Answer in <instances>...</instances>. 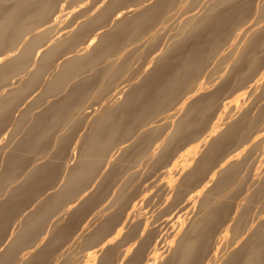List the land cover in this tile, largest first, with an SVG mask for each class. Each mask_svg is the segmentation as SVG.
Listing matches in <instances>:
<instances>
[{
  "label": "bare ground",
  "instance_id": "6f19581e",
  "mask_svg": "<svg viewBox=\"0 0 264 264\" xmlns=\"http://www.w3.org/2000/svg\"><path fill=\"white\" fill-rule=\"evenodd\" d=\"M24 1H26L25 5L23 4ZM28 1L31 3L33 0L32 1L31 0H0V5L1 4H4V2H10L11 3L10 5L4 4V5H8L5 8L2 7L3 6L2 5L1 6L2 8L0 9V83L1 84L3 83V85L5 84V80H7L8 78H17V80H22L20 78L23 77L24 78L23 80H25V78L27 77L26 74H24L26 77L20 76V74L22 72V68H25V67H23L24 66L23 64H25L28 61L27 59L30 58L29 57V54H31L30 53L31 52L30 50L34 46L35 41H36V43L38 42V40L33 41L34 39H32V38H34L35 36H39L40 35V33L38 35H35V33L34 34L32 33L30 35L31 37L29 36V38L32 39V42L27 43L28 44L27 45L26 43H24L25 42V38H24V42H23V34H25V32H26L25 29H23V17L26 16V13L23 15V12H24L23 11V8H26V11L29 13V15L31 13H34L35 14L36 11L37 12H41L42 14L38 13L39 15L36 13L37 16H40L41 17L43 14H45L47 17H45V15H43L42 17H44V18H42V19H46L47 18L46 20L47 21H50L51 18L48 19V17L51 15V13L49 14V12H51L50 9L52 8V4L53 3H56V2H53L54 0H34L33 3H36V4L33 5V4L28 3ZM62 1H64V0H62ZM72 1H75V0H72ZM122 1H123V3L125 2V0H109L108 2H106L107 3V6H105L103 10H100L101 12H99L98 14L96 13L98 16H96V14H94L95 15V18L94 19H96L97 21H95L93 23H97L98 20L99 21L104 20V18L102 17L103 14L104 13H107L109 15L110 10H112V8H114V6H117L119 4H122V3H120ZM127 1L129 3L132 2V1H137L136 4L139 3V6H137V7L136 6L135 7L132 6V8L134 10H135V8H138V9H136L135 12L133 11L132 14L131 13H126L127 15L125 14V16H124V14H123V16H120L122 14V11L119 10L118 12H116V15H115L116 19L114 20L112 18L114 21L112 22L111 27H109L107 30H105L106 28L105 29L103 28L102 30H104V32H102L101 35L97 36L98 38H97L96 41L94 40V37L93 36H91L90 38H87L88 40L86 41V45H85V48L84 49H87L88 47H91V48H88V52L82 48V46H84V45H82V46H80L79 49L82 48L84 53H82V51H80V52H78V53H80V55L78 53H77L78 55H76V53L72 52L70 54L71 55L74 54L73 55L74 57L70 56L71 58H67L68 60L67 59H64V57H63V59L66 61L65 64H64V67L66 69V72L72 73L71 75L69 74L70 77H72V75H74L75 78H78V75L80 74V71L82 69H83V71L85 70V71L88 72V69L91 68V70L89 69V71H91V72H88V73L85 72V73H87V75H85V73H83V79L82 80H79V82L77 84H75L74 87L71 84L72 85V87H71L72 89L70 88L71 91L69 89L66 90V92L70 91L69 94H71L72 96L75 97V95H77L78 98H80L78 95H81V98H83L85 95L87 96V93L90 92V91H92L91 87L93 88V86H95V85H97V87H98V83L99 82H97V81H99L100 79H103V81L100 80L102 82L100 84L101 89L106 88L110 84L111 85L112 84L115 85L116 84L115 83V80L119 79V77L121 76V74H123V71L124 70L125 71L127 70V68H125V67L128 66V65H126L124 67V65L126 64V62L123 63L124 60H125V58H123L124 60L122 59L123 61H121L119 59H118L119 60L118 61L117 58L112 59L114 57H111V59H108L107 58L108 59V62L107 63L104 62L105 65L102 63V68L101 67H97L98 68L97 69L95 67H96V65H98V62H100L101 59H104V57L112 56V54L115 55L114 54L115 50L117 48L120 50V48H119L120 46L124 45L122 47L126 48L125 47L126 44L129 45V43L132 42V40L135 41V43H136V41H138L140 38H142L144 36H146L147 39H148V42L146 43L147 47L145 48V46H144V48L145 49H147L148 47H150V48L151 47H154L155 48L156 44L154 42L155 41L154 39H157V35L156 34L158 32H157V30L155 32H153L152 29L155 27V23L157 21H159L158 23H160V21H162L163 19H165V13H166V11L171 10L172 5L175 3L174 0H127ZM175 1H177V0H175ZM184 1H182V2H184ZM198 1L199 0H192V1L190 0V2H192L191 4L196 3V5L198 4L197 3ZM202 1H204V0H202ZM206 1H205V3H207L209 1V3L211 5L205 6L203 4H200V6L201 5L205 6V8H204L205 9V12H204V10L201 9L202 6L199 7L200 8L199 11L202 10L201 12L203 14L201 12H199V11L191 12L193 14L194 13H197L198 15H199V13H200V15L202 14L201 16L199 15L200 17L199 16H196V17H199V18H197L198 19L197 21H196V19H194L195 20L194 25L193 26H190L191 28L188 29L189 26L187 28L186 27L184 28L183 27L184 24H182L183 26L182 25L181 26H182L183 29L182 28H179L181 30L188 29V30H185L186 33L183 32V34H182L183 37H184V39L178 40L179 38H182V36L180 35L181 33L180 34L179 33L178 34L175 33L176 36L177 35H180L181 37H179L178 39H176L175 37H173L177 41H174L175 39H172L173 40L172 41L173 43H169L170 48L168 46L169 51L166 50V52L164 53V51L163 52H159V51H157V50L154 49V51L152 52V59H151L152 61L150 60L151 62H153V65H152L153 67L152 68L151 67L148 68L150 71L148 69H147L148 71H144L143 75L140 76V77H142L141 78V81H138L140 79H138L136 81L138 84L137 83L134 84L133 82H128L129 83L128 84L129 87L126 88L127 90L124 89V87L126 86L125 85L126 83L125 84H122V86H120V89L118 88V90L116 92H114L113 96L115 98L112 99L113 102L111 103V106L110 107L108 106L109 108H106V107L105 108H102L103 107V104H102L101 105V109L102 110L100 108H98L99 109L98 110L99 111V114L97 116H95L94 118H92L93 120H92L91 126H89V125L86 126V128H89V127L92 128L91 130L93 132H94V130L99 131L98 129L101 128L100 130H102V131L104 130L106 133H105V135L104 134L100 135V132L99 133L98 132L92 133L90 135V137L88 138V140L85 139L87 141V142L86 141L85 142L86 143H89V145L87 144L88 146H86L84 144L85 146H83V147H84V149H87V151L86 152L85 151H82V152H84V154H82V155H85L87 153L86 155H90L88 157H91L92 155H94L95 153H97L96 150L100 152V150H99L100 149V145H102V147H106V151L109 152L110 147L112 145H120L121 144L120 146H117V147H119V148L122 149V152H123L122 154H124L123 157H125V156L126 157H129V159L126 158L129 161H130V157H132L130 155H133L134 153H135L134 155L137 156L136 157L137 160L138 159H142L141 157L140 158L138 157V156H140L142 154H145V155H147L148 158H152L153 159V158H157V155L154 156L153 153L151 154L150 152H148V149L150 150V148H148V146H150V147L152 146V145H150V142H153L152 140H155V139H152V138H156L157 137L156 139H158V136L159 135L157 136L156 134H160L161 131H162V130H159V129H161V128L163 129L164 127H169V125H170V122L169 121L171 120L172 117H174L175 115H177V117H175V120L171 121V122H173V126H172V129H171V132H169L168 134H166V136L164 138L166 141L165 140H162L163 141L162 143H164V141H165V143H167L166 145L168 146V145H171V144L173 145L174 142L176 143L177 141L180 140V143H182V144H184V142H187L188 143L187 144L188 147H189V144L190 143H193V147L191 148V146H190V149L188 148L186 150L185 149L184 150L182 149L183 151L180 150L178 152V154H176V155L174 153L175 156L171 160L169 159L168 156L167 157L165 156V159L168 158L170 160V162H168L169 160L168 161L166 160L165 162H168V164L166 163L167 165H164V167H165V173H167L168 171L172 170L175 165L180 164L181 167L178 168V169L176 168L178 170L177 171V174H179L184 169L186 170L188 167L192 166L191 165L192 161L197 157V159L195 160V162L193 164V167L187 169L188 171L186 173L183 172V173H185V174H182L183 175L182 176L183 178L180 177V178H182V182H184L186 184H188L190 182H192L193 184L196 183L197 181L195 182L194 178L199 175L198 173L200 171H202L201 172L202 174L199 175L198 178L201 177L202 175H204L205 174L204 173L205 171L203 172L202 169H207L208 168L207 165H209V169H210V167H211L210 164L212 165L214 163V161H215V160H213L214 157H215V155L218 152L219 153L222 152V149L226 145L229 146V149H230V145L232 144V142L233 141H238V144L235 145V147L238 145V148H235L234 147V149H236V150L233 149V150H230V152L228 150H225V151H228V152L225 153L223 156H221L220 160H218L219 162L215 164L216 166L213 165L214 167L211 168L210 172H209V170H208V172H206V174L207 173L208 174H207V176L204 175L205 176L204 180H202L201 183L200 182H197V184L194 185V186H196V185H198V183H200L198 186L192 188V187H190V184H188V186L191 188L190 189L187 185H185V184L182 183L183 185H185L186 187H188L190 189V190H188L185 187L188 192L185 191L187 193H184L185 195H184L183 198H181L182 200L181 199H180V201L178 200L181 197L180 195H179V198L177 196L178 199L175 198V195L173 196V198L175 200L177 199V201H175L172 197L170 198V199H173V200H171V202H174L175 201V203L173 204L171 202H168L166 204L167 205V209H169V206H171V207L174 208L173 205L178 204V206L180 207V209L177 208L176 209V212L177 211L180 212V210H182V209H183V211L181 213H179L176 216V218L175 217H171V218H173V220L175 218V220L171 223V225H170L171 230L166 235V237L160 239V241L158 240L159 242H157L158 243L157 245L155 244V242H152L153 243L152 245H155V246H153V248H149L148 247L146 254H145V252L143 250H141V251L144 252V255H145L144 257L141 255L144 258L142 264H264V207L262 206V205H264V169L262 168V167H264V148H263V151L261 152V154H259L260 153L259 152L260 150H258L259 149V146H260L259 142H261V143L264 144V124H262L261 126H259V124L262 123L261 119L264 116V104L262 106L260 105L259 108L256 109L257 112L254 111L255 114H250L251 111L249 112V109H252L253 105L256 102H258L259 99H257V101L253 105L251 104V107L250 106H247L248 107V110L243 109L245 107H242V111H240L241 113L239 112V110H240L239 107H240V104H241L240 102L243 99H245L246 96L252 94L255 90L259 89L261 91V95L264 96V0H261V2H258L256 5L254 3L255 10L253 9L254 6L252 7V4H253L252 0H243V1L242 0H213L212 3L210 2L211 0H208L207 2ZM117 2H119V4H117ZM177 2H179V1H177ZM39 3H41V4H39ZM125 3H127V2H125ZM199 3H202V2H199ZM58 4H59V2H58ZM66 4H65V6H66ZM179 4H181V2ZM183 5H185L184 7H182L183 9L185 7H187V3L186 4L183 3ZM59 6H61V5L59 4ZM123 6H125V5H123ZM224 6L230 7L231 9L230 8L227 9V10H226V8L221 9ZM102 7H103V5H102ZM119 8H121V7H119ZM187 9L188 8H185L186 11H187ZM251 9H253V11H251ZM83 10H85V8H83ZM86 10H88V8H86ZM185 10H183V11L185 12ZM214 10H216L215 11L216 13H214ZM67 11H69V10H67ZM67 11H65V12L68 13ZM172 11H174V10H172ZM125 12H127V11H125ZM251 12L255 13L254 19L256 18L255 20H252V21H250V19L248 17V15ZM47 13H48L49 16L47 15ZM81 13H83V12H81ZM110 14H111V12H110ZM172 14H174V12ZM172 14L170 12V15H172ZM29 15H27V16H29ZM166 15H167V13H166ZM78 16H79V14H78ZM172 16L174 17V15H172ZM187 16L188 15H186V18H185L187 20H184V21H190V19H193V18H189ZM33 17H35V16H33ZM109 17L110 16H108V19H109ZM190 17H192V16H190ZM30 18H32V17H30ZM166 18L169 19V18H171V16H169V17L166 16ZM82 19H84V18H82ZM92 19H87L86 18V20L85 19L84 20H85V23L87 21L89 23V21L92 20ZM94 19H93V21H94ZM112 19H110V20H112ZM76 20H78V19H76ZM56 21L53 22V23H59V22H56ZM246 21H249V22L246 23V25H245V22ZM102 22H105V21H102ZM110 22L108 21L107 23H110ZM174 22H176V21H174ZM191 22H192V20H191ZM107 23H104V24H107ZM63 24H62V26H63ZM104 24H102V26ZM170 25H172V23ZM89 26L91 27V24ZM92 26H94V24ZM81 27H86V26H81ZM172 27H174V26L172 25ZM45 29H44V32H45ZM77 29H79V28H77ZM77 29H76V26H75L74 30L77 31ZM88 29L90 30V28H88ZM161 29H164V28L162 27ZM206 29L207 30L208 29L211 30V33L209 32V34L205 38V37H203V35L205 36L204 33H208V31ZM235 29H237L238 32L236 31L237 33H235V37H233L232 40L229 41V37H230V35H232L231 32L234 31ZM23 30H24V33H23ZM48 30H49L48 31L49 33L48 34H50V32H51L50 30L51 29H48ZM71 30H73V29H71ZM84 30L87 31L86 29H84ZM84 30H83V33L85 32ZM91 30H92V28H91ZM181 30H180V32H182ZM202 30L203 31L206 30V32H204L203 34H200L199 32H201ZM148 31H151V34L150 33L148 34ZM34 32H36V31H34ZM67 32H68V30H67ZM72 32L69 33V36H70V34H71V36H70V38H68V40H71V41L73 40L71 37L74 35V32L73 33ZM79 32L80 33H76V34H79L80 35L81 34V31H79ZM89 32H92V31H89ZM89 32H86V33H89ZM152 32H153V34H152ZM86 33H84V34H86ZM161 33H163V32H159V35ZM95 34H96V32H95ZM170 34L173 35V32L172 33L170 32ZM56 36H54L55 39H56ZM57 37H59V36H57ZM36 38L39 39V37H36ZM59 38H57L58 40L57 39L56 40H52L54 43L52 45H50L49 47H47V49L44 52L43 57H41L42 58V61H40V64L43 61H46L45 63L43 62L44 64L43 63L41 64V65H45L46 64L45 65L46 66L45 69H47V67H49V65L51 64L50 62H47V60L48 61L50 60L48 58L52 57L53 54L55 53V51H57L58 48H60L61 46L62 47L63 46L64 47L66 46V47H68L67 49H65L66 52H67L68 49L74 47V45H73L74 43L73 42L72 43L71 42L70 43H67V39H63V40H66V41L62 42L61 41L62 37H61V39H59ZM77 38H80L81 39V37L80 36L78 37V35H77ZM77 38L75 40H77ZM28 40H26V41H28ZM126 40L129 43H126L125 44L124 41H126ZM189 40L191 41V44H193L192 46H191L190 42L188 43ZM194 40H198V41L196 42ZM43 41H45V40H43ZM192 41H194V42H192ZM56 42H59V43H56ZM83 42H85V41L83 40ZM83 42H82V44H83ZM166 42H167V40H166ZM23 43L26 44V47H24V49H23V46H24ZM76 43H79V42H76ZM195 43H197V44H195ZM225 43H227L226 44V48L227 49H225V47H224V50H226V51L220 52L219 55H218V58L216 60L217 62H215L216 65H212L214 68L212 66H210V67H212L214 69V72H216L218 69L221 70L220 69L221 68L220 66L223 65V63H226L227 62L228 63V66L225 64V66H227V70L224 73H217L218 74L217 75V80H220L219 83L215 84V85H217L215 88L211 87V88H213V90L210 89V91L206 92L207 85H205L203 81H199L196 77H197L198 74H200L201 71L204 70V68H206L205 66H207L208 63H210V60L216 55V53L218 52V50L220 49V47L222 45H224ZM38 45H40V44H38ZM77 47H79L78 44H77ZM186 47H188V48H186ZM165 48L168 49L167 47H165ZM139 49H141V47ZM62 50H64V48L61 49L60 51H62ZM85 51H86V53H85ZM98 51H103V53L102 52L101 53H98ZM141 51H142V49H141ZM179 51H180V56L177 55V57H179V58L172 57V55H175L176 56V54H178ZM75 52H77V51H75ZM130 52H132V51H130ZM135 52L136 51H134L133 53H135ZM173 53H176V54H173ZM60 54H61L60 56H62L63 53H60ZM130 54L131 53H129V55ZM129 55L126 54L124 57H128L129 58L130 57ZM33 56L34 55H32V57ZM67 57H69V54L67 55ZM131 57H133V56L131 55ZM41 58L39 57L38 60H40ZM121 58H122V56H121ZM128 58H126V59H128ZM137 58H136V60H137ZM38 60H37V62H39ZM62 62H63V60H62ZM47 64H48V66H47ZM127 64H129V63H127ZM139 64H142V63H139ZM151 64H149V65H151ZM92 65L95 66L93 69H92ZM52 66L54 68V64ZM55 67H57V66H55ZM57 68L59 69L61 67H57ZM134 68H136V67H134ZM144 70H146V69H144ZM210 70H212V69L210 68ZM210 70L208 69L209 72H211ZM33 71H29L28 74L30 72L33 73ZM25 72H26V70H25ZM50 72L51 71H49V73ZM55 72H57V71H55ZM55 72L54 73L51 72L54 75V77H55V75H57ZM214 72H211V75H212V73L214 74L213 77H211V75L209 74L211 78H214L216 76V74ZM37 73H35V75ZM44 75L46 77L48 76L51 79L54 78V77H50V75H47V74H44ZM60 75H62V74H60ZM126 75L128 76L129 74L126 73ZM30 76H33V74L30 75ZM58 76H59V74H58ZM58 76H56V78H58ZM63 76H65V75H63ZM69 76H67V77H69ZM131 76H133V75H131ZM203 76H205V75H203ZM37 77H38L37 75L35 77L33 76V79H36ZM70 77H69V79H70ZM80 77H81V74H80ZM60 78H62V77H60ZM29 79H30V81L32 80L31 77ZM29 79H27L26 81L28 82ZM36 80H38V78ZM50 80L48 79L45 82L48 83V81H50ZM54 80H51V82L54 81ZM2 81H4V82H2ZM40 81H38V82H40ZM55 81H57V79ZM66 81H68V80H66ZM195 81H197V82H195ZM71 82H72V80H71ZM73 82L74 83L76 82L75 79H74ZM63 83H61V84H63ZM213 83H216V82H213ZM213 83H211V84H213ZM23 84L24 83L20 84V86H22ZM35 84H38L37 81H36ZM35 84H33V85H35ZM59 84H57V87H58ZM211 84H209V85H211ZM17 85H19V84H17ZM17 85H16V87H13V88H17L18 87ZM27 85H31V84H27ZM53 85L55 86V84H53V83L52 84H49V87L55 88ZM123 85H124V87H123ZM11 86H15V85H11ZM11 86H9V88H12ZM63 86H64V84H63ZM63 86H62V88H63ZM43 87H44V84H43ZM49 87H48V89H49ZM23 88H25V87L23 86ZM27 89H30V88H27ZM39 89H41V87ZM42 89L44 90V88H42ZM59 89L62 90L61 87H58V91H60ZM4 90L7 91V89H4ZM13 90H16V89H13ZM6 91L4 93L7 96L8 91H7V94H6ZM10 91H11V89H10ZM53 91L54 90H51V92H53ZM11 92H14V91H11ZM11 92H9V93H11ZM18 92H19V90H18ZM46 92H44V94H41V95H43V96L46 95L47 94ZM96 92H98V91H96ZM21 93H25L26 94V92H24V91H22ZM21 93H20L19 96L25 95V94H21ZM49 93L50 92L48 91V94ZM11 94H13V93H11ZM16 94H17V92H16ZM16 94H15V96H16ZM65 94L67 95V93H65ZM5 95H3V96H5ZM0 96H1V93H0ZM40 96L38 95V97H40ZM61 96H63V95H61ZM21 97L24 98L25 96H21ZM65 97H68V96H65ZM7 98H8V96H7ZM12 98H15V97L13 96ZM65 99L66 98H64V100ZM68 99L71 100V98H68ZM61 100H63V99H61ZM70 100H68V101H70ZM98 100H99V98H98ZM72 101H74V100H72ZM72 101H70V102H72ZM79 101H82V99H80ZM108 101H109V99H108ZM57 102H58V99H57ZM62 102H64V101H62ZM62 102L60 101V103H58V104H60L59 105V108H61L62 106H64V105H61ZM75 102L76 101H74L71 104L74 105ZM22 103H21V105H24ZM46 103L48 104V102H46ZM55 103H53V104L55 105ZM58 104H56V105H58ZM76 104H78V103L76 102ZM91 104H93V102ZM104 104H105V102H104ZM173 104H175V106L173 107V110L172 111H169L168 113H165L164 116L161 117L162 114H160V113L163 112L164 110H166L168 106L170 107ZM217 104H218V106H216ZM54 105H53V108H54ZM66 105H69V103L66 104ZM256 105H258V104H256ZM68 107L70 108V106H68ZM71 107H72V105H71ZM84 107L85 106H83V108ZM63 108H65V106ZM66 108H65V110H66ZM235 108L238 109V111L236 110L237 113H240L238 116H236V114L234 115V113L231 112V110H233V109L235 110ZM254 108H253V110H255ZM95 109H97V107ZM95 109H93V110H95ZM49 110H51V109H49ZM69 110H68V112L71 111V110L70 111ZM80 110H82V109H80ZM253 110H252V112H253ZM89 111H91V110H88L87 112H89ZM98 111H96V112L98 113ZM100 111H101V113H100ZM236 111H233V112H236ZM16 112H18V111H16ZM55 112H57V111H55ZM230 112L232 113V116H231ZM21 113H22V111H20V114ZM49 113H50V111H49ZM52 113H50V115H55V114L58 115V113H55V114H52ZM59 114H61L60 115L61 118L64 117V116H62L63 114L61 112H59ZM159 114H160V116H159L160 118H157L158 119L157 122L156 123H154V122L151 123L150 122L151 121L150 119L153 118V117L155 118V116H157ZM11 115H13V114H11ZM37 115H39V114H37ZM57 115L54 116L55 117L54 118L55 121H56ZM93 115H95V114H93ZM23 116H25V115H23ZM26 116L28 117V115H26ZM91 116H92V114H91ZM233 116H235V117L232 119ZM3 118L5 119V117H3ZM90 118L91 117H89V119ZM17 119H19V116H18ZM20 119H19V121H22L24 118L21 119V120ZM57 119L59 120V118H57ZM83 120H84V116H83ZM83 120H79L78 122L81 123V122H83ZM154 120L156 121V119H154ZM260 121H261V123H260ZM0 122L2 123L3 121H0ZM15 122H17V124H18L17 127H19V123L20 122L18 123V121H14V123ZM58 122L59 121H57V123ZM71 122H72V120H71ZM71 122H70V124H72V125L73 124H76L74 122L73 123H71ZM90 122H91V119H90ZM46 123H45V125H46ZM51 123H53V122H51ZM54 123H53V125H54ZM204 124H206V125H204ZM40 125H42V124L40 123ZM69 126H71V125H69ZM76 126H81V125H78L77 124ZM136 126H138L139 128H140V126H143L144 128H142V132L140 134L137 133L138 134L137 136L135 135V137H133V138L130 139L128 136H131L132 137V135L134 134V129L137 128ZM44 128L46 129V127H44ZM74 129L75 128H73V130ZM17 130H18V128H17ZM137 130H138V128H137ZM29 131H32V130H29ZM87 132H88V130H87ZM11 135H13V134H11ZM28 135L30 136L31 134H28ZM82 135L80 137H82ZM155 135H156V137H155ZM64 136H66V135H64ZM159 137L161 138L162 136H159ZM30 138H32V137H30ZM84 138H86V137L84 136ZM5 140H6V138H5ZM5 140H3V141H5ZM65 140H67V138H65ZM127 140L130 141V142H128V144L125 143ZM9 141H10V139H9ZM37 141L40 142L39 140H37ZM159 141H161V140H159ZM182 141H184V142H182ZM229 141H231L230 145H229ZM24 142H21L19 145H22V143H24ZM32 142H33V140H32ZM61 142H63V141H61ZM251 142H256V143L259 144V146L253 147L252 149H253V152H254L255 149L257 148V151L258 152L257 151L256 152L260 155L259 158H258V155H256V153L254 152L257 157H255V155H254V158L255 159H253V157H251L252 160L247 159L249 156H253L251 154V153H253L252 150L250 152V149H248L249 148L248 146L251 144ZM81 143H83V142L81 141ZM155 143H157V142H155ZM180 143H178V145ZM256 143H253L251 145H255ZM60 144H62V143H60ZM67 144H68V142H67ZM17 145H18V143H17ZM17 145L16 146L14 145V146L17 147ZM25 145H27V144H25ZM163 145H162V148L164 147V150H167L168 147L166 145L165 146H163ZM156 146H154V148ZM181 146L183 147V145H181ZM181 146H179V147H181ZM204 146H206V147L203 149ZM233 146H234V144H233ZM18 147H19L18 150H15V148H12L11 149L12 154H13L14 151H16V154H17L18 151L20 150V147H21V150H22V152H20V153L21 154L23 153V149H24V148L22 149L23 145L22 146H18ZM43 147H44V145H43ZM85 147H87V148H85ZM157 147L160 148L159 143H158V146ZM176 147L179 148L178 146H176ZM186 147L184 146V148H186ZM74 148H75V146H74ZM169 148H172V147H169ZM246 148L249 151V154L250 155L247 154V152L245 154V149ZM27 149L29 150L30 147L27 148ZM34 149L37 151L36 147ZM76 149H77V147H76ZM121 149H119V150H121ZM226 149H228V147ZM114 150H115V148H114ZM164 150L163 149H160V151L158 153H161L162 152L164 154ZM173 150L174 149H172V151ZM177 150L178 149L174 150L173 152H176ZM243 150H244V153L240 154L241 157L244 156L243 154H245V155H247V158H245V160L246 159L247 160H250V161H253L254 160L253 161L254 163H255V161H258V163H259L258 164L256 162V164H257L256 167L255 166L253 167V165L250 166L252 171L248 168V170L251 171V174L250 175H248L246 173V175H248V177L250 178L251 184H250V182H249V184L252 187L249 186L251 191L249 190V194H246L248 197H247V199L245 201H246V203H250V204L253 203V202H256V204L259 203V205H260V203H261L260 206H261L262 210L259 211V212H257V214L254 215V216H249L250 215V210H249L250 209V205L244 204L245 203L244 201H243L244 206H242V204L238 203V204L241 205V207L239 206L240 207L239 209H237V207H235L236 209L234 208L235 210L233 211V213H231L230 217L227 218L228 219L227 222H225L222 219L225 222V224H223L224 225L223 227L221 225L222 229H219V226L217 224L220 221V219L223 218L224 215H226V214H224L225 213L224 212L221 215V211H219L220 208L217 207V206H219V203L218 204L215 203V205H213L214 203H212V201H214L213 200L214 198L211 199L210 196L213 197L215 195V193H218V192H219V194H221L220 191H222V189H225V188L227 189V185L228 184H229L228 188L230 187V190H231V186H230V183L229 182H230L232 176L234 174H237V171H239V164H238L239 161L240 162L242 161V162H245V163L247 162V160L245 161V160H243V158H241V160H239L238 162H236L237 161V158L239 159V157H240V156H237V155H239V153H241V151H243ZM225 151H223V152H225ZM7 152H9V150ZM60 152H62V151H60ZM78 153H79V150H78ZM114 153H117V152H114ZM26 154H27V152H26ZM62 154H63V152H62ZM105 154H107V153H105ZM118 154H120V153H118ZM122 154L120 155L121 158H123L122 157ZM168 154H170V153H168ZM196 154H199V155H196ZM32 155H33V153H32ZM96 155L97 154H95V156ZM102 155L99 154L96 157L97 158L98 157L101 158L100 156H102ZM162 155H159L158 154V157L160 158ZM12 156H15V155H12ZM18 156L19 155H17V157ZM52 156H54V155H52ZM60 156H62V155H60ZM69 156L76 157L73 153H71V154L69 153ZM78 156L80 157V155H78ZM120 156L117 155L116 157H120ZM142 156H144V155H142ZM172 156H170V157H172ZM17 157H9V156H7V159L9 158V160H10V158H14V159L16 158L18 160ZM21 157H22V155H21ZM23 157H24V155H23ZM67 157H68V155H67ZM5 158H6V156H5ZM54 158H56V157H54ZM57 158L55 160H57ZM64 158L66 159V156H64ZM83 158H84V156H83ZM87 158H85V159H87ZM97 158H95V159H97ZM105 158H106V156L104 157V159ZM107 158H108V162L112 161V156H107ZM113 159H114V157H113ZM126 159L124 161H126ZM132 159H134V158H132ZM136 159H135V161H136L135 163H137L139 161V160L137 161ZM12 160H10V161H12ZM51 160H54V159H51ZM82 160H84V159H82ZM143 160H145V158ZM147 160L148 159H146L145 161H147ZM158 160H154V161L156 162ZM216 160H217V157H216ZM57 161H55V162H57ZM90 161H88V162H90ZM100 161H102V159H100ZM129 161L126 164H128ZM91 162H93V161H91ZM91 162H90V164H92ZM130 162L132 164L134 161L132 160ZM211 162H213V163H211ZM10 163H6L5 164V167L6 166H8V167L11 166ZM95 163L97 164V163H100V162L95 161L94 164ZM102 163H104V162L102 161ZM148 163H150V162H148ZM245 163H242V164H245ZM250 163H247V166ZM7 164H9V165H7ZM134 164H132V165H134ZM105 165H107V164H105ZM123 165H125V164H123ZM143 165H144V163H143ZM149 165H150V167L148 169L145 166L144 172H147L148 170L149 171H154L155 168L153 167V165L152 166H151V164H149ZM160 165H162V160H161V164ZM15 166H17V163H16ZM91 166L93 168V165H91ZM107 166H109V165H107ZM240 166L244 168V165H241V163H240ZM71 167H73V166H71ZM98 167H100V164L98 165ZM116 167H120V170H118V171H121V175H122L123 173H122V170L121 169L123 168V166H122V168H121V166H116ZM126 167L127 166H125V168ZM131 167H133V166L130 165L129 168H131ZM10 168L13 170V167H9V169ZM139 168L137 169L138 172H139ZM152 168H154V169H152ZM15 169H17V168L15 167ZM49 169H51V168H49ZM82 169H83V167H82ZM6 170H8V169H6ZM99 170H100V168H99ZM248 170H245V172H247ZM19 171H20V169H19ZM71 171L72 170L68 171L69 174H70ZM73 171H74V169H73ZM95 171L98 172V170H95ZM109 171H108V173H109ZM116 171H117V169H116ZM155 171H156V169H155ZM173 171L174 170H172V173H173ZM240 171H242V168H241ZM12 172H11V174H12ZM87 172H88V170H87ZM111 172H115V171L111 170L110 171V174H111ZM163 172L164 171L162 170V173H160V175L163 174ZM16 173H18V172H16ZM73 173H75V172H73ZM84 173H85V171L83 173L80 172L78 174H82L83 175ZM104 173H107V171L104 172ZM5 174H8V171ZM66 174L68 175L67 172H66ZM152 174H153V172H152ZM71 175H72V173H71ZM104 175H106V174H104ZM117 175H119V173H117ZM134 175H136V174H134ZM77 176H80V175H77ZM84 176H86V175H83L82 178ZM101 176H99V177H101ZM163 176H165V174ZM216 176H217V178H215ZM13 177H12V179H13ZM107 177H109V176H107ZM149 177H151L150 174H149L148 178ZM237 177H238V175H237ZM237 177H235L234 179L232 178V180L233 181L237 180ZM70 178L72 180L75 179V178L78 179V177H76V175H75V178H74V176H73V178H72V176ZM102 178H105V177H102ZM176 178L180 179L179 177H176ZM71 179H70V181H71ZM154 179L155 178H153V180ZM174 179L170 180L168 182V184L169 185L174 184V183H171ZM178 179H176V180H178ZM213 179H215L217 181H214V184L211 185ZM104 180H107V179H104ZM193 180H194V182H193ZM18 181H16V182L19 183ZM83 181H84V179H83ZM86 181L87 180H85V182ZM95 181H97V180H95ZM154 181H156V180H154ZM175 182L177 183L178 181H175ZM88 183H87V185H88ZM179 183H180V180H179ZM19 184H16L17 187L16 188H13V189H18ZM74 184H73V187H74ZM79 184L81 185V182H79ZM84 185L85 184L82 183V188H83ZM240 185H242V184H240ZM13 186L14 185H12V187ZM179 186L181 187L180 184H179ZM179 186H177V187L180 188ZM78 187H79V185L74 188L75 189V192L77 190L76 188H78ZM87 187H89V185ZM183 187H182V189H183ZM238 187H241V186H238ZM79 188H81V186ZM207 188L209 190H211V192L214 193V194H211L210 193V196H206L207 194L203 196L202 195L203 194L202 191L205 190L204 194L207 193L208 192L207 191L208 190ZM0 189H1V187H0ZM85 189H86V187H85ZM182 189H181V191H183ZM71 190H73V189H71ZM230 190L228 189V190L222 192V194H226V196H228L227 193H225V192L230 191ZM240 190H241V188H239V190H235L236 194H234V195L237 196L238 194H241V193H239ZM91 191L92 190H90V192ZM231 191H233V190H231ZM231 191H230L231 194L229 192L228 193L230 194V196L232 195L231 198H232V200H234V198L236 196L233 197L234 195L232 194ZM19 192H21V191H19ZM94 192H96V190ZM235 192H233V193H235ZM97 193H98V191H97ZM90 194H92V193H90ZM174 194H176V192ZM200 194H201V196H200ZM199 196L201 197V200L199 199L200 200V202H199V213H197V211H196L197 215L195 213L194 214V217L190 220V218H189L190 217L189 216L190 211L192 212V208H194L193 210H195V207L196 206H195L194 202L197 200V198ZM216 196L217 195H215V198H216ZM226 196H224V195L221 196L220 195V197H222L220 199H223V201L221 200L222 202L219 200L221 202L220 205H224L222 207H225V204H228V203H224V201H227L229 199V198H227V199L226 198H223V197H226ZM217 197H219V195ZM248 199H249L250 202L247 201ZM230 201H228V202H230ZM170 203L173 204V205H168ZM230 203H232V202H230ZM233 204H234V202H233ZM256 204L254 205V203H253L254 206H256ZM130 205H132V204H130ZM193 205L195 207H193ZM235 205L237 206V204H235ZM106 206L108 207L109 205H106ZM226 206H229V205H226ZM251 206H252V204H251ZM175 207H176V205H175ZM222 207H221L220 210L223 209ZM1 208H3V207H1ZM252 208H253V206H252ZM102 210H101V212H102ZM133 211H134V206L128 209V212H127L128 214L127 215H129V219L130 220H128L127 222H130V221L132 222V220L135 219L134 218L135 214L133 213ZM223 211H225V209H223ZM108 213H109V211H108ZM108 213L106 212V215ZM191 215H193V213ZM1 216L3 217V215H1ZM172 216H174V215H172ZM221 216H223V217H221ZM111 217H113V216H111ZM117 217L118 216L116 215L115 218L117 219ZM188 218H189V220H188ZM109 219H107V220H109ZM118 222H119V220H118ZM126 223H124L123 225H126ZM132 223H134V222H132ZM149 223H150V221H149ZM149 223L147 222L146 224H149ZM109 226L111 228V225H109ZM153 226H154V224H153ZM122 228L120 229V231H122L124 233V230H122ZM154 228H152V229H154ZM105 229H108V227L105 228ZM143 229L145 230L146 228H143ZM153 231H155V230H153ZM227 231H228V233L230 232L231 235L228 234ZM20 232H22V231L20 230L19 233ZM114 232H116V231H114ZM152 234L154 235V233H152ZM19 235H21V234H19ZM150 235H147L146 238H148ZM118 236H119V234H118ZM20 237L21 236H19L18 238H20ZM141 237H142V235H141ZM149 240H152V239H149ZM109 241H111V239H109ZM112 241H113V239H112ZM144 241L148 242V240H144ZM111 243H113V242H111ZM107 245L108 244H106V246ZM142 245L144 246L145 244H142ZM101 246H104V245H101ZM143 246L141 248H144ZM131 248H133V247L130 246L129 249H126L124 255L126 253L129 254V251H130ZM137 248H139L138 247V244H137ZM137 248H135V250H133V251L134 252H137L138 251V250H136ZM98 250H99V248H98ZM131 251H132V249H131ZM134 252H131V257L133 256ZM143 252H141V254H143ZM124 255H123V257H124ZM139 256H140V254H139ZM135 259H136V257H135ZM139 259H140V257L137 260H139ZM130 263L131 264H135V263H132V262H130Z\"/></svg>",
  "mask_w": 264,
  "mask_h": 264
},
{
  "label": "crops",
  "instance_id": "0c3cea01",
  "mask_svg": "<svg viewBox=\"0 0 264 264\" xmlns=\"http://www.w3.org/2000/svg\"><path fill=\"white\" fill-rule=\"evenodd\" d=\"M64 1L54 0L53 2H56V3H53L54 5L51 3L52 8L50 9L51 12H49V14L51 13V15L49 16L47 13V15L49 16L48 19L51 18L50 21H47L46 20L47 18L42 19V18H44L42 16L45 14H43L41 17L37 16L38 13L42 14L41 12L36 11L37 14L31 13L29 15V13L26 11V8H23V11H24L23 15L26 13V16H25L26 18L23 17V29H25V31H26L25 34H23V42H24V38H25L24 43H26V44L32 42V39H34L33 41L38 40L37 43L40 45H38L35 41L34 46L30 50L31 51L30 52L31 54H29L30 58L27 59L29 62L27 61L28 63L26 62L25 64H23L24 65L23 67H25V68H22V72H21L20 76L26 77L24 75V74H26L27 77L25 78V80H23L24 79L23 77L20 78L22 80H17V78H8L9 80L4 79L5 80L4 85H3V83L2 84L0 83L1 84L0 85L1 86L0 87V93L2 96V97L0 96V112L2 113V114L0 113V121H3L2 123L0 122V125H1L0 126L1 127L0 128V150H7V149L11 150L12 148H15V150H18L19 149L18 146H22V145H23L22 149L24 148L23 149L24 157L22 156L20 159L18 158V160L15 158L17 161L14 158H10V160L13 159L12 160L13 162H12L9 160V158L7 159V156H6V158H0V167H1L0 168V171H1L0 172L1 173L0 174V183H1L0 184L1 185L0 186L1 187V189H0V214L3 215V217L0 215V264H93V261L99 262L102 264L103 262L104 263L108 262L109 251L112 252V255L116 254V258L114 259L113 264H117V263L120 264V262L123 258L122 253L126 249L127 246H131V247H133L131 249H135V248H137V244H138V246L140 245L139 242H137L136 245L133 246V244L136 241H138L139 236H140V230L137 228V226H135L134 223H132V222H134V220H132V222L131 221L127 222L126 225H123L124 224L123 216H124V213L126 211H124V209H122V208L119 210L112 209L113 204L115 203V200L118 199V191L116 189L118 183H117V180H114V181L112 180L111 184L109 185V178L107 177L108 176V174H107L108 173V168H107L108 158H107V154H105V153H107L106 147H102V145H100V149H99L100 152L96 150L97 153H95V154H97V155L103 154L102 156H100L101 158H99V157L97 158L96 157L97 155L95 156V154H94L95 157L91 156L92 158L88 157L90 155H86L87 153L85 155H82V154H84V152H82V151H85V152L87 151V149H84L83 146L89 145V143H86L87 142L86 140H88V138L90 137V136H85L86 138H84V136L82 134L89 133L91 135L92 133H96V132L99 133L100 132V135H102V134L105 135L106 132L104 130L103 131L100 130L101 128L98 129L99 131L94 130V132H93L91 130L92 128H90V127L86 128V126H84V125L76 126V124H73V125L70 124L71 120H72L71 123H73V122L76 123L77 118H80L81 116H82L81 118H83V116H84V118L89 116V114H87L88 110L86 109L85 103L87 100L91 99L90 96L92 95L91 94L92 91L88 92L87 96L86 95H85L86 97L84 96L85 98L84 97L81 98V95H78L80 97V98H78L77 95H75V97H74L71 94H69L71 91L70 88L72 87V85L74 87V85L77 84L79 82V80H82L83 79V73H85L87 71H85V70L83 71V69H82L80 71L81 77H80V74L78 75L79 79L75 78L74 75H72V77H73L72 78L69 76V74L71 75L72 73L66 72V69L64 67V64L66 62L64 59L71 58L70 56L74 57L73 56L74 54L71 55L70 53L74 52V53H76V55H78V54L80 55V53H78L80 51H82V53H84L83 49L85 48L86 41L88 40L87 38H90L91 36H93L94 40L96 41L98 38L97 36L101 35L102 32H104V30H102L103 28L104 29L106 28L105 30H107L109 27H111L112 22L116 19V17H115L116 12H118L120 10V11H122V14L120 16H123V14L125 16V13H127L129 10H131L130 7H132L133 4H136L137 1H132L133 3L132 2L129 3L127 0H125V2H127V3H125V2L123 3V1H122V2H120L122 4H119V2H117V4H119V5L116 4L118 7L114 6V8H112V10H110L112 15L110 14V12H109V15L107 13H104L105 15L102 13L103 14L102 17L104 18V20H102V21H105V22L98 20L97 23H93V22L97 21L96 19H94L95 18L94 14H96V13L98 14L99 12H101L100 10H103L104 7L107 6L106 2H108L109 0H95V1L94 0H75V1L69 0L70 2L68 0L67 1L64 0ZM33 2H34V0L31 3L28 1V3L35 5L36 3H33ZM58 2L61 6H59ZM25 3H26V1L23 2L24 5H25ZM39 4H41V3H39ZM65 4H66V6H65ZM102 5H103V7H102ZM123 5H125V6H123ZM119 7H121V8H119ZM83 8H85V10H83ZM86 8H88V10H86ZM67 10H69V11H67ZM65 11H67L68 13H66ZM125 11H127V12H125ZM81 12H83V13H81ZM78 14H79V16H78ZM97 14H96V16H98ZM131 14H132V12H131ZM27 15H29V16H27ZM33 16H35V17H33ZM108 16H110L109 19H108ZM30 17H32V18H30ZM45 17H47V16L45 15ZM82 18H84L85 20H86V18L87 19L93 18L94 21L92 19L89 21V23H88V21L85 23V20ZM76 19H78V20H76ZM110 19H112V20H110ZM55 21L59 22V23H53ZM106 21L107 22L111 21V22L107 23ZM104 23H107V24H104ZM62 24H63V26H62ZM90 24H91V27L89 26ZM93 24H94V26H92ZM102 24H104V25L102 26ZM75 26H76V29L79 28L80 30L79 29H77V31L74 30ZM81 26H86L87 28L81 27ZM70 28L73 30H71ZM88 28H90V30ZM91 28H92V30H91ZM44 29H45V32H44ZM48 29H51L50 34H48L49 33ZM84 29H86L87 31H85ZM67 30H68V32H67ZM83 30L85 31L84 33L89 32V31H92V32L84 34ZM34 31H36V32H34ZM72 31L74 32V35H73L74 37L73 36L71 37L73 39L71 41V40H68V38H70L71 34L69 36V33H71ZM79 31H81V34L80 35L76 34V33H80ZM95 32H96V34H95ZM23 33H24V30H23ZM32 33L33 34L35 33V35H38L40 33V35L35 36L34 38L31 39V38H29V36ZM56 35L59 36L60 38L57 37ZM77 35H78V37L80 36L81 39L77 38ZM54 36H56V39L57 38L61 39V37H62V39H61L62 42L66 41L63 39H67V43L73 42L74 47L73 46H72L73 48L69 47L70 49H68L67 52L65 49H67L68 47H66V46L65 47L61 46L62 48L61 47L58 48L57 51H55V53L53 54V56L48 58L51 61L47 60V62H50L52 65L54 64V68L50 64L49 67H47V69H45L46 64L45 65H41V64L43 62L45 63L46 61H43L40 64V61H42L41 57H43L44 52L47 49V47H49L50 45H52L54 43L52 40H56ZM36 37H39V39H37ZM76 38H77V40H75ZM26 40H28L29 42ZM43 40H45L46 42ZM83 40L85 42H83ZM75 41L79 42V43H76ZM81 41L83 42V44ZM124 42L126 44L127 40ZM56 43H59V42H56ZM130 43H134V41L132 40V42H130ZM26 44H24L23 49H24V47H26ZM77 44L79 47H77ZM82 45H84V46H82ZM80 46H82L83 49L82 48L79 49ZM122 46H124V45H122ZM122 46L119 47L120 50H122V48L125 49ZM63 48H64V50H62L63 52L60 51ZM88 48H91V47H88ZM88 48L84 49V50H86L88 52ZM117 49L115 50L114 53H116L119 50V49L118 50ZM75 51H77V52H75ZM86 51H85V53H86ZM101 52L103 53V51H98V53H101ZM60 53H63L62 56H60L61 55ZM128 53H131V52L128 50ZM68 54H69V57H67ZM32 55H34V56L32 57ZM39 57L41 58L40 60H38ZM63 57H64V59H63ZM107 58L110 59V56H107V57H104V59H101L100 62H98V65H96V67L92 65V69L94 67L95 68H97V67L102 68V63L105 65V63L108 62ZM61 59L63 60V62ZM37 60L39 62H37ZM47 66H48V64H47ZM55 66L61 67V68L58 69ZM89 69L91 70V68H89ZM89 69H88V72H91V71H89ZM25 70L27 73L25 72ZM29 71H33V73L30 72L28 74ZM49 71H51L52 73L57 71V72H55L57 75H55V77H54V75L51 72L49 73ZM35 73H37L36 75L38 76L37 77L38 80H36L37 78L33 79V76L34 77L36 76ZM87 73H85V75H87ZM32 74H33V76H30ZM44 74L50 75V77H54V78L51 79L48 76L46 77ZM58 74H59V76H58ZM60 74H62V75H60ZM63 75H65V76H63ZM56 76H58V78H56ZM67 76H69L70 79ZM30 77L32 79L31 81L29 79ZM60 77H62V78H60ZM55 78L57 79V81H55L56 80ZM27 79H29L28 82L26 81ZM48 79L49 80L55 79L54 80L55 82L54 81L51 82V80L48 81V83L45 82ZM74 79L76 81L75 83L73 82ZM66 80H68V81H66ZM71 80L73 83L71 82ZM100 80L103 81V79H100ZM100 80L97 81V82H99L98 87H97L98 88V90H97L98 94H101L100 93L101 92L100 91V89H101L100 84L102 82ZM36 81L38 84H35ZM38 81H40V82H38ZM2 82H4V81H2ZM22 83H24V84L22 86H20V84H22ZM52 83L55 84V86L53 85L55 88L49 87V84H52ZM59 83L60 84L63 83L64 86H63V84L60 85ZM17 84H19V85H17ZM27 84H31L32 86L27 85ZM33 84H35V85H33ZM43 84H44V87H43ZM57 84H59L58 87H61L62 90L59 89L60 91H58ZM11 85H15V86H11ZM16 85L18 87L13 88V87H16ZM9 86H11L13 89H16V90L9 88ZM23 86L25 88H23ZM62 86H63V88H62ZM40 87H41V89H39ZM48 87L50 90L48 89ZM27 88H30V89H27ZM42 88H44V90ZM4 89H7L9 95L7 94V91ZM10 89H11V91H14L15 93L11 92ZM68 89L70 91L66 92V90H68ZM91 89H92V87H91ZM18 90H19V92H18ZM51 90H54V91L51 92ZM5 91H6V94H7L9 99L5 95V93H4ZM22 91L26 92V94L21 93ZM48 91L50 92L49 94H48ZM9 92L13 93L14 95L9 93ZM16 92H17V94H16ZM44 92H46L47 94L44 96L41 95V94H44ZM20 93L25 94V95H21V96H25V97L23 98V97L19 96ZM65 93H67V95ZM15 94H16V96H15ZM60 94L63 96H61ZM3 95H5L6 97ZM38 95L39 96L41 95V96L38 97ZM13 96L15 98H12ZM65 96H68V97H65ZM64 98H66V99L64 100ZM68 98H71V100ZM20 99L21 100L23 99V100L21 101ZM57 99H58V102H57ZM61 99H63V100H61ZM80 99H82V101H79ZM59 100L61 102L62 101L65 102V103L62 102L61 105H64L65 108L67 107L68 108V109L66 108L67 111L65 110V108H63L64 106H62V107L60 106L61 108H59V105H60V104H58V103H60ZM68 100H70V101L74 100L78 104H76V102H75L73 105L71 103H73L74 101L70 102ZM46 102H48V104ZM67 102L69 103V105H66V104H68ZM21 103L24 105H21ZM53 103H55V105L56 104H58V105L55 106ZM70 104L72 105V107ZM53 105H54V108H53ZM68 106H70V108ZM83 106H85V107L83 108ZM49 109H51V110H49ZM80 109H82V110H80ZM54 110L57 112H55ZM68 110L70 112H68ZM16 111H18V112H16ZM20 111H22L21 114H20ZM49 111H50V113H52L54 111L52 114L58 113V115L57 114L50 115ZM59 112H61L63 114L62 116H64V117L61 118L60 117L61 114H59ZM36 113L39 115H37ZM11 114H13V115H11ZM23 115H25V116H23ZM26 115H28V117ZM56 115H57V117H56V121H55L54 116H56ZM18 116H19V119L24 118L23 119L24 121L23 120L19 121V119H17ZM3 117H5V119ZM57 118H59V120ZM47 120L48 121L50 120V121L48 122ZM14 121H18V123L20 122L19 127H17V125H18L17 122H15L16 123L15 124ZM57 121H59V122L57 123ZM51 122H53V123L55 122L54 125ZM40 123L42 125H40ZM45 123H46V125H45ZM69 125H71V126H69ZM42 127L43 128L46 127V129L45 128L43 129ZM17 128H18V130H17ZM73 128H75V129L73 130ZM29 130H32V131H29ZM87 130H88V132H87ZM11 134H13V135H11ZM28 134H31V135L29 136ZM64 135H66V136H64ZM79 135H82V137L84 139L82 137H79ZM30 137H32V138H30ZM5 138H6V140H5ZM65 138H67V140H65ZM9 139H10V141H9ZM3 140H5V141H3ZM32 140L34 143L32 142ZM37 140H39L40 142H38ZM20 141L21 142L25 141V142L22 143V145H19L21 143ZM61 141H63L64 143ZM81 141L83 143H81ZM67 142H68V144H67ZM17 143H18V145H17ZM60 143H62V144H60ZM25 144H27L28 146ZM79 144L80 145L82 144V145L80 146ZM14 145L15 146L17 145L18 148L15 147ZM43 145H44V147H43ZM74 146L77 147V149L79 150V153L77 154L76 157H71V156H69V153L71 154L70 151H71V149L74 148ZM29 147H30V149L28 150L27 148H29ZM35 147H36L37 151L34 149ZM85 148H87V147H85ZM20 150H21V147H20ZM60 151H62L63 154ZM26 152H27V154H26ZM32 153H33V155H32ZM52 155H54V156H52ZM60 155H62V156H60ZM63 155L66 156V159L64 158ZM67 155H68V157H67ZM78 155H80V157ZM83 156H84V158H83ZM105 156H106V158L104 159ZM54 157H56V158L58 157L59 158V159L57 158L58 161L55 160L56 158H54ZM81 158L84 160H82ZM85 158H87V159H85ZM95 158H97V159H95ZM51 159H54V160H51ZM100 159H102V161L104 163H102V161H100ZM90 160L93 162H91ZM55 161H57V162H55ZM88 161H90L92 164H90V162H88ZM95 161L100 162V163L94 164ZM6 163H10L11 166H9V167H21V169L19 171L17 169L16 170L15 169L12 170L11 168L9 169L8 166H6L7 167L6 168L5 167ZM16 163H17V166H15ZM99 164H100V167H98ZM105 164H107V165H105ZM7 165H9V164H7ZM91 165H93V168ZM71 166H73V167H71ZM82 167H83V169H82ZM49 168H51V169H49ZM99 168H100V170H99ZM6 169H8V170H6ZM73 169H74V171H73ZM70 170H72L75 173H73L71 171L69 174L68 171H70ZM87 170H88V172H87ZM95 170H98V172ZM7 171H8V174H5V173H7ZM84 171H85V173L83 175H86V176H84L82 178L83 175L78 174V173H80V172L83 173ZM103 171L104 172L107 171V173H104ZM11 172H12V174H11ZM16 172H18V173H16ZM66 172L68 173V175L66 174ZM71 173H72V175H71ZM102 174L103 175L106 174V175L103 176ZM70 175L72 176V178H73V176L75 178V175H76V177H78V179L75 178L72 180L70 178L71 177ZM77 175H80V176H77ZM99 176H101V177H99ZM12 177H13V179L16 177L15 179L19 180L20 184L18 186V189H13L14 186L12 187V184H11V181H13ZM102 177H105V178H102ZM70 179H71V181H70ZM83 179H84V181H83ZM104 179H107V180H104ZM85 180H87V181L85 182ZM95 180H97V181H95ZM71 182L73 184L75 183L74 187H73V184ZM79 182H81V185L79 184ZM82 183L85 184L84 186L86 187V189L84 186H83L84 189L82 188ZM87 183H88L89 187H87L88 186ZM78 185H79V187L81 186V188H79V187L76 188L77 190L75 192L74 188L77 187ZM71 189H73V190H71ZM16 190L17 191L19 190L21 192H19V191L17 192ZM90 190H92V191L90 192ZM95 190H96V192H94ZM97 191H98V193H97ZM90 193H92V194H90ZM136 197H138V194L136 195ZM133 199H135V198H132V200ZM106 205H109L108 207L110 209ZM1 207H3V208H1ZM101 210H102V212H101ZM108 211H109V213H108ZM106 212L108 213L107 215H106ZM116 215L118 216L117 219L119 220V222L115 218ZM111 216H113V217H111ZM107 219H109V220H107ZM109 225H111V228ZM107 227H108V229H105ZM121 228H122V230H124V233L122 231H120ZM20 230L22 232L19 233ZM114 231H116V232H114ZM19 234H21V235H19ZM118 234H119V236H118ZM19 236H21V237L18 238ZM108 238L111 239V241H109ZM112 239H113V241H112ZM111 242H113V243H111ZM106 244H108V245L106 246ZM101 245H104V246H101ZM98 248L100 251L98 250ZM131 249H130V251H131ZM131 252H129L127 257L124 258L123 263L127 262L130 259ZM93 256H95V259H93Z\"/></svg>",
  "mask_w": 264,
  "mask_h": 264
},
{
  "label": "rangeland",
  "instance_id": "374dc122",
  "mask_svg": "<svg viewBox=\"0 0 264 264\" xmlns=\"http://www.w3.org/2000/svg\"><path fill=\"white\" fill-rule=\"evenodd\" d=\"M177 1H179V2H177ZM177 1H175L174 0V4L172 5V8H171V10H168V11H166V13H167V15H166V13H165V19H163L162 21H160V23H158L159 21H157L156 23H155V27L152 29L153 30V32H155L156 30H157V39H154L153 41L155 42V44H156V46H155V48L154 47H148L147 49H145L146 47H147V45H146V43L148 42V39H147V37L146 36H144V37H142V38H140L138 41H136V43H135V41H134V43H131V44H126V48L125 49H122V50H118L117 51V53H114L115 55H112V56H110V59H111V57H114V58H112V59H115V58H117V60L119 59V60H121V61H123L124 59L123 58H125V60H124V62L123 63H125L126 62V64L124 65V67L126 66V65H128V66H126L125 68H127V70L125 71H123V74H121V76L119 77V79H117V80H115V85H109V86H107L106 88H104V89H100V95L98 94V92H96L97 90H98V88H97V86L95 85V86H93V88H92V96H90V98L91 99H89V100H87L86 101V109L87 110H91V111H89L88 112V114H89V116L88 117H85L84 118V120H83V118H77V120H76V125L78 124V125H84V126H91V124H92V118H94L95 116H97L98 114H99V109L98 108H100L101 109V105L103 104V107L102 108H109L110 106H111V103L113 102V100L112 99H114L115 97L113 96V94H114V92H116L117 90H118V88L120 89V86H122V84H125L126 86L124 87V85H123V87H124V89L125 90H127L126 88H128L129 86H128V82H133L134 84H136L137 82V80L138 79H140V80H138V81H141V78L142 77H140V76H142L143 75V73H144V71H148L149 69L148 68H152L153 66V62H151L152 60V52L154 51V49L155 50H157V51H159V52H163L164 51V53L166 52V50L167 51H169V48H170V46H169V43H173L172 41V39H178L179 37H181L182 36V38H179L178 40H182V39H184V37H183V32H185V30H188L189 28H191L190 26H193L194 25V22H195V20L194 19H196V21L198 20L197 18H199L203 13L201 12L202 10H204V12H205V6H209V5H211L210 3H209V1L207 2L206 0H204V1H198L197 3V5H196V3H194V4H191L192 2H190V0H177ZM182 1H184V2H182ZM192 1V0H191ZM205 1L207 2V3H205ZM243 1V0H242ZM181 2V4H179ZM199 2H202V3H199ZM211 3L213 2V0H211L210 1ZM252 2H253V4H252V7L254 6V10H255V5L258 3V2H261V0H252ZM183 3L184 4H186L187 3V7H185V8H188L187 9V11L185 10V8L183 9L182 7H184L185 5H183ZM254 3H255V5H254ZM4 4H8V5H10L11 3L10 2H4ZM4 4H1L0 5V9L2 8V7H7L8 5H4ZM177 4V5H176ZM200 4H203V5H205V6H203V5H201L200 6ZM3 5V6H2ZM183 5V6H182ZM191 5V6H190ZM194 5V6H193ZM2 6V7H1ZM133 7H137V6H139V4H133L132 5ZM199 7H201V11H199ZM251 7V8H252ZM3 8V9H4ZM177 8V9H176ZM191 8V9H190ZM196 8V9H195ZM224 8H226V10L227 9H229L230 7H226V6H224V7H222L221 9H224ZM131 10H129L127 13H133V11L135 12V10L136 9H138V8H135V10L131 7L130 8ZM133 9V10H132ZM208 9V8H207ZM231 9V8H230ZM253 9H251V11H253ZM172 10H174V11H172ZM183 10H185V12L183 11ZM176 11V12H175ZM195 11H199V12H201L202 14L200 15V13H199V15L197 14V13H191V12H195ZM216 10H214V13H216L215 12ZM169 12V13H168ZM170 12H171V14L174 12V14H172V15H174V17L172 16V15H170ZM191 13V14H190ZM126 14V13H125ZM190 14V15H189ZM171 16V18H169V19H167L166 18V16L167 17H169V16ZM181 15V16H180ZM186 15H188L187 17H189V18H193V19H190V21H184V20H187V19H185L186 18ZM251 17H250V16ZM248 15V17H249V19H250V21H252V20H255L254 19V17H255V13H253V12H251L250 14ZM257 15V14H256ZM185 16V17H184ZM190 16H192V17H190ZM196 16H199V17H196ZM253 17V18H252ZM173 18V19H172ZM248 19V18H247ZM248 19V20H249ZM189 20V19H188ZM191 20H192V22H191ZM174 21H176V22H174ZM179 22V23H178ZM249 21H246L245 22V25H246V23H248ZM172 23V25L174 26V27H172V25H170ZM163 24V25H162ZM165 24V25H164ZM182 24H184V26L182 25ZM178 25V26H177ZM185 28H187L188 26V29H184V30H181V29H179V28H182V26ZM160 26V27H159ZM167 26V27H166ZM158 27V28H157ZM164 28V29H161V28ZM167 28V29H166ZM178 29V30H177ZM183 29V28H182ZM151 30V31H152ZM180 30L182 31V32H180ZM207 30V29H206ZM206 30H202L201 32H199L200 34H203L204 32H206ZM151 31H148V34L150 33L151 34ZM208 31V33H204L205 34V36L203 35V37H207V35L209 34V32L211 33V30H207ZM238 32V30L237 29H235L234 31H232L231 32V34L232 35H230V37H229V41L230 40H232V38L233 37H235V33H237ZM153 32H152V34H153ZM159 32H163V33H161L160 35H159ZM170 32L172 33L173 32V35L172 34H170ZM175 33L176 34H180V35H175ZM186 33V32H185ZM184 33V34H185ZM159 35V36H158ZM186 35V34H185ZM162 36V37H161ZM170 37V38H169ZM173 37H175V38H173ZM143 39V40H142ZM145 39V40H144ZM165 39V40H164ZM174 40V41H177V40ZM203 39V38H202ZM166 40H167V42H166ZM141 41V42H140ZM143 41V42H142ZM194 41H198V40H194ZM194 41H192V42H194ZM190 42V44H191V41L189 40L188 41V43ZM128 43V42H127ZM139 43V44H138ZM141 43V44H140ZM158 43V44H157ZM166 43V44H165ZM144 44V45H143ZM168 44V45H167ZM189 44V45H190ZM195 44H197V43H195ZM226 44L227 43H225L224 45H222L221 47H220V49L218 50V54L216 53V55L210 60V63H208L207 64V66H205L206 68H204V70L203 71H201L200 72V74H198L197 75V79L199 80V81H203L204 82V84L205 85H207V90H206V92H208V91H210V89L211 90H213V88H215L217 85H215V84H217V83H219V81L220 80H217V73H224L226 70H227V66H228V63L226 62V63H223V65H221L220 67V69L221 70H215L216 72H214V67L212 66V65H216L215 64V62H217L216 60H217V58H218V55H219V53L220 52H223V51H226V50H224V47H225V49H227L226 48ZM138 47H136V46ZM140 45V46H139ZM193 44H191V46H192ZM144 46H145V48H144ZM168 46H169V48H168ZM132 47V48H131ZM134 47V48H133ZM141 47V49H142V51H141V49H139ZM165 47H167L168 49H166ZM186 48H188V47H186ZM127 49V50H126ZM131 49V50H130ZM136 49V50H135ZM128 50L129 51H132L131 52V54L129 55V53H128ZM146 50V51H145ZM126 51V52H125ZM134 51H136L135 53H133ZM141 51V52H140ZM149 51V52H148ZM121 52V53H120ZM144 53V54H143ZM177 53V52H176ZM176 53H173V54H176ZM119 54V55H118ZM122 54V55H121ZM129 55L130 57V59L128 58V57H124L125 55ZM148 56H147V55ZM169 54V53H168ZM131 55L133 56V57H131ZM170 55V54H169ZM177 55L178 56H180V51H179V53L178 54H176V56L175 55H172V57H175V58H179V57H177ZM121 56H122V58H121ZM144 56V57H143ZM121 59H120V58ZM135 57V58H134ZM138 57V58H137ZM171 57V56H170ZM171 57V58H172ZM126 58H128V59H126ZM136 58H137V60H136ZM123 59V60H122ZM139 59V60H138ZM118 60V61H119ZM141 60V61H140ZM151 60V61H150ZM152 63H150V62ZM144 62V63H143ZM127 63H129V64H127ZM139 63H142V64H139ZM146 63V64H145ZM214 63V64H213ZM149 64H151V65H149ZM225 64L227 65V66H225ZM143 66V67H142ZM210 66H212V67H210ZM223 66V67H222ZM134 67H136V68H134ZM142 68V69H141ZM210 68L212 69V70H210ZM144 69H146V70H144ZM148 69V70H147ZM208 69L211 71V72H214L215 74H216V76L214 77V78H211V77H213V73H212V75H211V72H209L208 71ZM135 71V72H134ZM150 71V70H149ZM207 71V72H206ZM125 72V73H124ZM130 72V73H129ZM209 72V73H208ZM126 73L127 74H129L128 76L126 75ZM211 75V77H210V75ZM131 75H133V76H131ZM203 75H205V76H203ZM130 76V77H129ZM122 78V79H121ZM203 80H202V79ZM205 78V79H204ZM196 79V80H197ZM218 82H217V81ZM195 82H197V81H195ZM213 82H216V83H213ZM211 83H213V84H211ZM138 84V83H137ZM209 84H211V85H209ZM211 87H213V88H211ZM116 89V90H115ZM107 91V92H106ZM103 92V93H102ZM110 93V94H109ZM94 96V97H93ZM264 96L263 95H261V91L259 90V89H257V90H255L252 94H250V95H248V96H246L245 97V99H243L240 103V107H239V112L240 111H242V107H245V108H243V109H246V110H248V107L247 106H250L251 107V104L253 105L256 101H257V99H259L258 100V102H256L254 105H253V107H252V109H249V112L251 111V113L250 114H255V112L254 111H256L257 112V110L256 109H258L259 108V106L261 105H263L264 104ZM98 98H99V100H98ZM94 99V100H93ZM108 99H109V101H108ZM262 99V100H261ZM98 100V101H97ZM112 100V101H111ZM118 100V99H117ZM260 101V102H259ZM93 102V104H91ZM96 102V103H95ZM104 102H105V104H104ZM256 104H258V105H256ZM107 105V106H106ZM109 106V107H108ZM172 106V107H171ZM170 107L168 106L167 107V109L166 110H164L163 112H161L160 114H162L161 115V117L162 116H164V114L165 113H168L169 111H172L173 110V107L175 106V104H173V105H171ZM216 106H218V104L216 105ZM97 107V109H95ZM249 107V108H250ZM255 107V108H254ZM90 108V109H89ZM253 108L255 109V110H253ZM93 109H95V110H93ZM216 109V108H215ZM102 110V109H101ZM238 111V109H236L235 108V110L233 109V110H231V112L232 113H234V115L236 114V116H238L240 113H237V111ZM252 110H253V112H252ZM96 111H98V113L96 112ZM167 111V112H166ZM233 111H236V112H233ZM95 112V113H94ZM230 112V114H231V116H232V113ZM100 113H101V111H100ZM91 114H92V116H91ZM93 114H95V115H93ZM160 114L159 115H157V116H155V118L153 117V118H151L150 120V122L151 123H156L157 122V118H160L159 116H160ZM89 117H91L90 119H91V122H90V119H89ZM175 117H177V115H175L174 117H172L171 118V120L169 121L170 122V125H169V127H164L163 129L161 128V129H159V130H162L161 131V133L160 134H156L157 136L159 135V136H162L161 138L158 136V139H156L157 137H156V135H155V137L156 138H152V139H155V140H152L153 142H150V145H152L151 147L150 146H148V148H150V150L148 149V152H150L151 154L153 153L154 154V156H156L157 155V158L159 159H157V158H148L147 157V155H145V154H142V155H144V156H142V155H140V156H138L139 158L141 157L142 159H136V155H130V156H132V157H130V161H134L132 164H134L136 161H135V159L139 162H137V163H135L134 165H132L131 164V162L128 160L129 159V157H123L124 156V154H122L123 152H122V149L121 148H119V147H117V146H120V145H112L111 147H110V150H109V152L107 151V156H112V161H110V162H108V165L109 166H107V168H108V171L110 170H113V171H115V172H111V174H110V171H109V173H108V178H109V185L111 184V182H112V180L114 181V180H117V183H118V185H117V187H116V189H117V191H118V199H116L115 200V203L113 204V208L112 209H114V210H119V209H124V211H126V209L128 208H131V207H133L134 206V211H133V213L135 214V216H134V218L135 219H133L134 220V224H135V226H137V228L140 230V236H139V239H138V241H136L135 243H134V245H136V243L137 242H139V244H140V246H138L139 248H137L136 250H138L137 252H134L133 250H135V249H132V252H134V254H133V256L132 257H130V259L127 261V262H125V263H123V260H124V258L125 257H127V255H128V253H126L125 255H124V253H125V250L126 249H129V247L130 246H127L126 247V249L123 251V253H122V256L124 255V257L122 258V260H121V262H120V264H129L130 262H132V263H135V264H142V262H143V260H144V252H145V254H146V252H147V249H148V247L149 248H153V246H155V245H152L153 243L152 242H155V244L157 245L158 243L157 242H159L160 241V239H162V238H164V237H166V235L169 233V231L171 230V227H170V225H171V223L175 220V218H176V216L179 214V213H181L182 211H183V209L182 210H180V212H176V209L178 208V209H180V207L178 206V204H175L176 205V207H175V205H173L174 203H175V201H177V199L179 198V195L181 196L178 200L180 201V199L181 198H183L184 197V193H187L188 191H187V189L188 190H190L191 188L190 187H196V186H198L201 182H202V180H204V178H205V176H207V174H206V172H208V170H209V172H210V170H211V168H213L214 166H216L215 164L216 163H218L219 161L218 160H220V158H221V156H223L225 153H227L228 151L230 152V150H233L234 149V147H235V145L236 144H238V141H233L232 142V146L230 145V143H231V141H229V145H230V149H229V146H227L228 147V149H226L227 147L225 146L223 149H222V152L223 151H225V150H228V151H225V152H218L216 155H215V157H214V159L213 160H215L214 161V163L213 162H211V163H213L212 165L210 164V169H209V165H207V169H202L203 170V172L205 173L204 175H202L201 177H199L198 178V176L199 175H201L202 173V171H200L198 174V176H196L195 178H194V180H195V182L197 181V182H200V183H198V185H196V186H194L195 184H197V182L196 183H192V182H190V183H188V184H190V187L188 186V184H186V183H184V182H182V174H185L188 170L187 169H189V168H191V167H193V164H194V162H195V160L197 159V157L192 161V163H191V165L192 166H190V167H188L185 171L183 170V171H181L179 174H177V169L178 168H180L181 166H180V164H178V165H175L174 166V168L172 169V170H174L173 171V173H172V170H170V171H168L167 173H165V167H164V165H167L168 164V162H170V160L176 155V154H178V152L180 151V150H186V149H190V146H191V148L193 147V143H190L189 144V147L187 146V142H184V141H182V142H184V144H182V143H180V140L179 141H177L176 143L174 142V144L176 145V146H181V145H183V147L181 146V147H179V148H177L174 144L171 146V145H166L167 143H165V136H166V134H168L169 132H171V129H172V126H173V122H171V121H173V120H175ZM235 116H233L232 117V119L234 118ZM89 119V120H88ZM154 119H156V121L154 120ZM263 119V120H262ZM261 119V121H262V123H261V121H260V123L261 124H259V126H261L262 124H264V116H263V118ZM79 120H83V122H81V123H79L78 121ZM154 120V121H153ZM168 122V123H169ZM204 125H206V124H204ZM137 128H138V130H137V128L136 129H134V134L132 135V137L131 136H128L130 139L131 138H133V137H135V135L137 136L138 134L137 133H141L142 132V128H144L143 126H140V128L138 127V126H136ZM167 128V129H166ZM165 129V130H164ZM141 130V131H140ZM164 130V131H163ZM170 130V131H169ZM223 130V129H222ZM167 131V132H166ZM162 134V135H161ZM84 136H90V134H88V133H85V134H83ZM81 135H79V137H80ZM159 140H161V141H159ZM162 140H165L164 141V143H162L163 141ZM183 140V139H182ZM128 142H130V141H126L125 143H127L128 144ZM155 142H157V143H155ZM196 142V141H195ZM236 142V143H235ZM263 142V141H262ZM158 143H159V146H160V148L159 147H157L158 146ZM178 143H180L179 145H178ZM253 143H256V142H251V144H253ZM124 144V143H123ZM157 146H156V145ZM164 144V145H163ZM233 144H234V146H233ZM249 145L247 148L248 149H250V152H251V150H252V152H253V147H257V146H259V144H260V146H259V149L258 150H260L259 152V154H261V152L263 151V148H264V144L263 143H261V142H259V144L258 143H256L255 145ZM162 145L163 146H167L168 148H167V150H164V147L162 148ZM262 145V146H261ZM154 146H156L155 148H154ZM184 146L186 147V148H184ZM252 146V147H251ZM169 147H172V148H169ZM176 147V148H175ZM206 146H204L203 147V149L205 148ZM232 147V148H231ZM251 147V148H250ZM114 148H115V150H114ZM235 148H238V145L235 147ZM247 148L245 149V154H246V152H247V154H249V151L247 150ZM261 148V149H260ZM119 149H121V150H119ZM160 149H163L164 150V154L161 152V153H158L159 151H160ZM172 149H174V150H176V149H178L176 152H173L172 151ZM153 150V151H152ZM182 150V151H183ZM234 150H236V149H234ZM247 150V151H246ZM8 151V149L7 150H0V158H5V156H9V157H17V155H19L17 158H20L21 157V155L23 156V153L21 154L20 152H22V151H18V153L16 154V151H14L13 152V154H12V151L11 150H9V152H7ZM54 151V150H53ZM52 151V152H53ZM76 151V152H75ZM157 151V152H156ZM162 151V150H161ZM257 151V148L255 149V153H256V155H258V158H259V154L256 152ZM71 153H73L75 156H77V154H78V149H76V147L74 148V149H71V151H70ZM114 152H117V153H114ZM167 152V153H166ZM251 153L253 156H249L248 158H247V155H245V154H243L244 156H240V154H242V153H244V150L243 151H241V153H239V155H237V156H240L239 157V159L237 158V161L236 162H238L239 160H241V158H243V160H245V158H247V159H250V160H252V158L251 157H253V159H255L254 158V155H255V153ZM11 153V154H10ZM20 153V154H19ZM112 153V154H111ZM114 153V154H113ZM118 153H120V154H118ZM168 153H170V154H168ZM174 153H175V155H174ZM222 153V154H221ZM122 154V157L123 158H121V155ZM158 154L159 155H162L161 157L163 158H159L158 157ZM11 155V156H10ZM12 155H15V156H12ZM117 155H119L120 157H116ZM173 155V156H172ZM196 155H199V154H196ZM255 155V157H257ZM92 156H94V155H92ZM165 156L167 157H169V159L168 158H166L165 159ZM170 156H172V157H170ZM113 157H114V159H113ZM216 157H217V160H216ZM120 158V159H119ZM126 158H128V159H126ZM132 158H134V159H132ZM145 158V160L146 159H148L147 161H145V160H143ZM257 158V159H258ZM126 159V161H124ZM246 159V160H247ZM129 161V165L128 164H126L128 161ZM154 160H158V161H154ZM161 160H162V165H160L161 164ZM168 161V162H165V161ZM245 160V161H246ZM250 160H247V162L245 163V162H240L239 161V171H237V174H234L233 176H232V178L234 179L235 177H237V175H238V177H237V180H235V181H233L232 180V178H231V180H230V186H231V190H233V191H231L230 190V187L228 188V186H229V184L227 185V189L225 188V189H222V191H220L221 192V194H219V192L218 193H215V195H219V197H217L216 196V198H215V195L212 197V196H210V193L211 194H214V193H212L211 192V190H209L208 188V192L207 193H205L204 194V192H205V190L204 191H202V195L204 196V195H206V196H210L211 197V199H213L214 201H212V203H214L213 205H215V203H219V206H217V207H219L220 209H221V207L222 206H224V205H220L221 204V202L223 201V199H220V198H222V197H220V195L222 196V195H224V196H226V194H222V192H224V191H226V190H230L231 192H232V194L234 195V194H236V192H235V190H239V188H241V190L239 191V193H241V194H238L237 196L236 195H234L233 197H235L234 198V200H232V195L230 196V191H227V192H225V193H227V195L228 196H226V197H223V198H229L227 201H224V203H228V204H225V207H222L223 209H225V211H223V209L222 210H220L219 208V211H221V215H222V213H224V214H226V215H224V217L223 216H221V217H223V218H221L220 219V221L218 222V226H219V229H222V227L224 226L223 224H225V222H227V218H229L230 217V215H231V213H233V211L236 209L235 207H237V209H239L240 207H241V205L240 204H242V206H244V204H247V205H250V215L249 216H254V215H256L257 214V212H259V211H261L262 210V208H261V203H260V205H259V203H257L256 204V202H253L254 203V205L256 204V206H254L253 205V203H251L252 204V206H253V208H252V206H251V204L250 203H246V199H247V195L246 194H249V190H250V187L249 186H251L250 184H251V182H250V178L248 177V175H250L251 174V167L250 166H252L253 165V167L255 166L256 167V162L258 163V161H255V163L253 162V161H250ZM141 161V162H140ZM152 161V162H151ZM154 161V162H153ZM160 161V162H159ZM148 162H150V163H148ZM251 162V163H250ZM143 163H144V165H143ZM156 165H154V164ZM167 163V164H166ZM240 163H241V165H244V168L243 167H241L240 166ZM242 163H245V164H242ZM247 163H250L248 166H247ZM254 163V164H253ZM123 164H125V165H123ZM139 166H138V165ZM149 164H151V166L153 165V167L156 169V171H155V169L154 168H152V169H154V171H147V172H144V169H145V166H146V168L148 169L149 167H150V165ZM259 164V163H258ZM133 166V167H131V168H129V166ZM144 167H143V166ZM160 165V166H159ZM214 165V166H213ZM116 166H121V168H122V166H123V168L121 169L122 170V173L124 174H122L121 175V171H118V170H120V167H116ZM125 166H127L126 168H125ZM179 166V167H178ZM139 168V172H138V168ZM157 167V168H156ZM159 167V168H158ZM247 167V168H246ZM1 168V167H0ZM18 170L19 169H21V167H16ZM110 168V169H109ZM164 168V169H163ZM177 168V169H176ZM241 168H242V171H240L241 170ZM248 168L251 170H248ZM263 169H264V167H262ZM13 169H15V167H13ZM116 169H117V171H116ZM129 169V170H128ZM244 169V170H243ZM253 169V168H252ZM16 170V169H15ZM151 170V169H150ZM160 170V171H159ZM162 170L164 171L163 172V174H161L160 175V173H162ZM245 170H248L247 172H245ZM146 171V170H145ZM137 172V173H136ZM149 172V173H148ZM152 172H153V174H152ZM183 172H185V173H183ZM113 173V174H112ZM117 173H119V175H117ZM139 173V174H138ZM144 173V174H143ZM242 175H240V174ZM243 173V174H242ZM246 173L248 174V175H246ZM134 174H138L137 176L136 175H134ZM149 174H150V176L151 177H149L148 178V176H149ZM165 174V176H163ZM246 176H245V175ZM132 175V176H131ZM153 175V176H152ZM158 175V176H157ZM160 175V176H159ZM177 175V176H176ZM244 175V176H243ZM136 176V177H135ZM144 176V177H143ZM175 176V177H174ZM147 177V178H146ZM176 177H182V178H180V179H178V178H176ZM248 177V178H247ZM114 178V179H113ZM153 178H155L154 180H156V181H154L153 180ZM175 178V179H174ZM215 178H217V176L215 177ZM247 178V179H246ZM172 179H174L171 183H174V184H172V185H169L168 184V182L170 181V180H172ZM176 179H178V180H176ZM197 179V180H196ZM179 180H180V183H179ZM194 180H193V182H194ZM16 181H18V180H15V178L13 179V181H11V184L12 185H14L15 187L14 188H16L17 187V185L16 184H19V183H17ZM175 181H178L177 183L175 182ZM214 181H217V180H215V179H213L212 180V183H211V185H213L214 184ZM19 182V181H18ZM249 182H250V184H249ZM176 183V184H175ZM185 184V185H187L188 187H186L185 185H183V184ZM233 185H232V184ZM178 184V185H177ZM179 184L181 185V187L179 186ZM192 184V185H191ZM240 184H242V185H240ZM184 187H183V186ZM210 185V186H211ZM177 186H179L180 188H178ZM233 186V187H232ZM238 186H241V187H238ZM172 187V188H171ZM182 187H183V189H182ZM187 189H186V188ZM244 189H243V188ZM252 187V186H251ZM181 189L183 190V191H181ZM185 189V190H184ZM243 189V190H242ZM185 191H187V192H185ZM210 191V192H209ZM242 191V192H241ZM251 191V190H250ZM176 192V194H174ZM230 194H229V193ZM233 192H235V193H233ZM238 193V192H237ZM138 194V197H136V195ZM175 195V198H177V196H178V198L175 200L174 198H173V196ZM240 195V196H239ZM245 195V196H244ZM200 196H201V194H200ZM198 197L197 198V200L194 202V204H195V206L193 205V207H195V210H193L194 208H192V212L190 211V214H189V218H190V220L194 217V214L196 213V211H197V213H199V202H200V200H201V197ZM202 196V197H203ZM205 196V197H206ZM239 196V197H238ZM173 198L175 201L174 202H171V200H173V199H170V198ZM209 197V198H210ZM132 198H135V199H133L132 200ZM200 199V200H199ZM225 199V200H226ZM240 201H239V200ZM242 199V200H241ZM244 199V200H243ZM182 200V199H181ZM221 202H220V201ZM217 201V202H216ZM228 201H230V202H232V203H230V202H228ZM243 201L245 202L244 204H243ZM248 202H250L249 201V199L247 200ZM168 202H171V203H173V204H168V205H173L174 206V208L173 207H171V206H169V209H167V203ZM233 202H234V204H233ZM242 202V203H241ZM177 203V202H176ZM223 203V204H224ZM238 203H240V204H238ZM130 204H132V205H130ZM235 204H237V206L235 205ZM226 205H229V206H226ZM234 205V206H233ZM129 206V207H128ZM131 206V207H130ZM240 206V207H239ZM246 206V205H245ZM261 208H259V207ZM263 207H264V205H262ZM172 209H171V208ZM233 207V208H232ZM249 207V206H248ZM235 208V209H234ZM128 209H127V211L124 213V216H123V218H124V223H126L128 220H130L129 219V215H127L128 213ZM171 209V210H170ZM174 209V210H173ZM227 209V210H226ZM255 209V210H254ZM170 210V211H169ZM195 211V212H194ZM227 211V212H226ZM138 212V213H137ZM171 212V213H170ZM173 212V213H172ZM193 213V215H191ZM197 213H196V215H197ZM252 213V214H251ZM255 213V214H254ZM229 214V215H228ZM154 215V216H153ZM172 215H174V216H172ZM153 217V218H152ZM171 217H175L174 218V220H173V218H171ZM189 218H188V220H189ZM225 221H223V220ZM137 220V221H136ZM149 221H150V223H149ZM155 221V222H154ZM145 222V223H144ZM149 223V224H146V223ZM221 222V223H220ZM145 224V225H144ZM153 224H154V226H153ZM139 225V226H138ZM160 225V226H159ZM221 225H222V227H221ZM148 227V228H147ZM151 227V228H150ZM155 227V228H154ZM143 228H146L145 230L143 229ZM152 228H154V229H152ZM152 229V230H151ZM153 230H155V231H153ZM144 231V232H143ZM149 231V232H148ZM145 233V234H144ZM148 233V234H147ZM152 233H154V235L152 234ZM227 233H228V231H227ZM144 234V235H143ZM151 234V235H150ZM228 234H230V232L228 233ZM141 235H142V237H141ZM147 235H150L148 238L149 239H152V240H149L148 238H146V236ZM231 235V234H230ZM229 235V236H230ZM153 236V237H152ZM228 236V235H227ZM143 238V239H142ZM145 238V239H144ZM157 239V240H156ZM144 240H148V242H146V241H144ZM156 240V241H155ZM159 240V241H158ZM151 243H150V242ZM142 244H145L144 246L142 245ZM151 244V245H150ZM133 245V246H134ZM148 245V246H147ZM144 247V248H141V247ZM141 250H143V251H141ZM143 252V254H141V252ZM130 252V251H129ZM139 254H140V256H139ZM109 260H108V262L107 263H102V264H113V261H114V259L116 258V254H113L112 255V252L111 251H109ZM143 257H142V256ZM140 257V259L139 260H137L139 257ZM134 257V258H133ZM135 257H136V259H135ZM143 258V259H142ZM93 259H95V256H93ZM130 261V262H129ZM93 264H101V263H99V262H95V261H93ZM131 264V263H130Z\"/></svg>",
  "mask_w": 264,
  "mask_h": 264
}]
</instances>
